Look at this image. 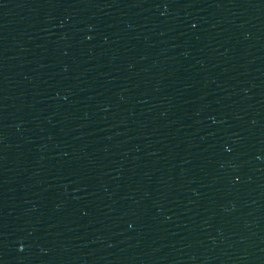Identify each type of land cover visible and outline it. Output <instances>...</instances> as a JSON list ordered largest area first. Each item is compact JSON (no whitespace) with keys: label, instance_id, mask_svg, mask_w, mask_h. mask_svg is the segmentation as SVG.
<instances>
[{"label":"water","instance_id":"1","mask_svg":"<svg viewBox=\"0 0 264 264\" xmlns=\"http://www.w3.org/2000/svg\"><path fill=\"white\" fill-rule=\"evenodd\" d=\"M0 264H264V0H0Z\"/></svg>","mask_w":264,"mask_h":264},{"label":"snow or ice","instance_id":"2","mask_svg":"<svg viewBox=\"0 0 264 264\" xmlns=\"http://www.w3.org/2000/svg\"><path fill=\"white\" fill-rule=\"evenodd\" d=\"M21 247H23V245H21Z\"/></svg>","mask_w":264,"mask_h":264}]
</instances>
